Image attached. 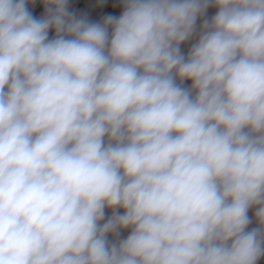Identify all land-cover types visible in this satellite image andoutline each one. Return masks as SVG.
I'll return each instance as SVG.
<instances>
[{"label": "clouds", "instance_id": "clouds-1", "mask_svg": "<svg viewBox=\"0 0 264 264\" xmlns=\"http://www.w3.org/2000/svg\"><path fill=\"white\" fill-rule=\"evenodd\" d=\"M34 2L0 0V264H257L264 0Z\"/></svg>", "mask_w": 264, "mask_h": 264}, {"label": "rangeland", "instance_id": "rangeland-1", "mask_svg": "<svg viewBox=\"0 0 264 264\" xmlns=\"http://www.w3.org/2000/svg\"><path fill=\"white\" fill-rule=\"evenodd\" d=\"M30 10L33 12L34 16L39 18L43 15V4L42 0H35L34 4L29 5ZM69 8L71 11L77 13V15H86L90 21L98 22L101 21L105 15H113V8H118L120 12L122 11L121 0H69ZM217 9L210 7L206 13L207 17H211L215 14ZM198 20L197 24L199 25ZM53 35L50 31L49 36ZM195 42V37L186 42L181 46L182 51L186 54L191 44ZM186 86H190V82H185ZM255 209L249 211V217L253 218ZM111 214V210H106V217ZM256 226V221L252 219V223L249 225V229ZM129 230H124L121 233V238H125L128 235ZM109 239H112L110 236ZM257 264H264V257L258 260Z\"/></svg>", "mask_w": 264, "mask_h": 264}, {"label": "trees", "instance_id": "trees-1", "mask_svg": "<svg viewBox=\"0 0 264 264\" xmlns=\"http://www.w3.org/2000/svg\"><path fill=\"white\" fill-rule=\"evenodd\" d=\"M112 14L118 16L120 14V10L118 8H113Z\"/></svg>", "mask_w": 264, "mask_h": 264}]
</instances>
